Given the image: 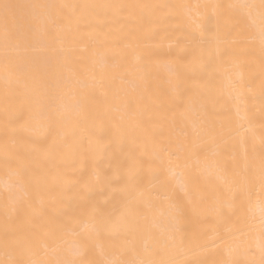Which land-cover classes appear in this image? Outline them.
<instances>
[{"label":"bare ground","instance_id":"obj_1","mask_svg":"<svg viewBox=\"0 0 264 264\" xmlns=\"http://www.w3.org/2000/svg\"><path fill=\"white\" fill-rule=\"evenodd\" d=\"M262 11L0 0V264H264Z\"/></svg>","mask_w":264,"mask_h":264},{"label":"snow or ice","instance_id":"obj_2","mask_svg":"<svg viewBox=\"0 0 264 264\" xmlns=\"http://www.w3.org/2000/svg\"><path fill=\"white\" fill-rule=\"evenodd\" d=\"M4 9L7 10L10 6L8 4L3 5ZM240 7H251L250 5H240ZM261 7L264 9V0H261ZM262 19H264V11H262ZM264 32V28H262ZM51 118L56 119L55 113L52 114ZM260 179L264 183V159L261 160L260 165ZM132 227V220L130 215H122L118 218H109L103 215H98L96 223L93 225V232L95 235H100L103 232H109L112 235H118L121 231L130 230ZM35 264V262H34ZM43 264V262H39ZM57 264H75L73 261H60ZM111 264V262H109ZM142 264H155L153 261H143Z\"/></svg>","mask_w":264,"mask_h":264}]
</instances>
